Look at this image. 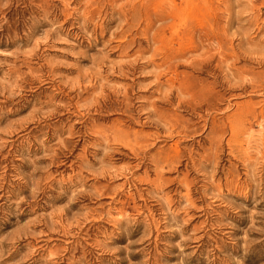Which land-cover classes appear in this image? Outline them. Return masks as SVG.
Listing matches in <instances>:
<instances>
[{"label":"rangeland","instance_id":"rangeland-1","mask_svg":"<svg viewBox=\"0 0 264 264\" xmlns=\"http://www.w3.org/2000/svg\"><path fill=\"white\" fill-rule=\"evenodd\" d=\"M0 264H264V0H0Z\"/></svg>","mask_w":264,"mask_h":264}]
</instances>
